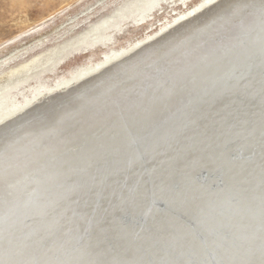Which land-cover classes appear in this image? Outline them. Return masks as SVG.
<instances>
[{
	"label": "bare ground",
	"instance_id": "obj_1",
	"mask_svg": "<svg viewBox=\"0 0 264 264\" xmlns=\"http://www.w3.org/2000/svg\"><path fill=\"white\" fill-rule=\"evenodd\" d=\"M163 1L185 6L188 0L126 3L56 63L57 50L0 75V264H65L57 254L93 230L81 246L85 264L98 257L100 264L120 261L116 252L126 246L132 252L175 243L183 250L186 235L194 240L187 222L193 213L206 214L213 193L198 183L199 191L185 190L188 175L192 184L203 169L217 174L221 160L210 153L229 144L226 133L264 122L261 0H203L140 43L103 52L95 68L81 69L45 93L32 86L33 97L14 104L20 103L14 91L69 55L109 47L123 21L146 24ZM253 128L245 130H258ZM240 169V179L250 183V169ZM220 190L216 198L230 189ZM156 199L176 207L171 212L179 218L163 213L149 227L123 226L118 212L132 207H142L131 212L134 218L160 214L152 205ZM119 228L113 248L99 244L104 230ZM223 228L219 239L227 235ZM226 252L233 264H264L239 242Z\"/></svg>",
	"mask_w": 264,
	"mask_h": 264
},
{
	"label": "water",
	"instance_id": "obj_2",
	"mask_svg": "<svg viewBox=\"0 0 264 264\" xmlns=\"http://www.w3.org/2000/svg\"><path fill=\"white\" fill-rule=\"evenodd\" d=\"M257 44L255 43V45ZM259 123L245 126V128L253 130L256 129L253 127H258V130L253 131L254 134L249 132V129L245 130V128L242 131L230 130L229 133H226V141H230L229 144H219L220 149L215 147L214 152L210 153L214 158L220 157L221 166L217 174L209 173L208 170L203 169L202 175L195 178V182L192 184L190 181L192 179L189 180V175L186 174L188 178L185 190L194 187L195 191H199L197 186L195 187V183H198L205 187L209 186L208 193H213H210L213 196L209 202V207L205 204V209H208L206 214L193 213V219L187 222L189 229L194 233L192 235L194 240L189 239L188 235L184 238L185 242L188 241L189 246L187 245L182 250L180 249L181 246H175V243L150 244L145 246V249L144 246L142 248L137 246L136 249L133 248L132 252L127 248L128 246H123L125 249L116 252L121 262L114 259L111 263L107 261L108 264H121L128 260H135L136 264H233L234 259L229 257L226 251L232 243L235 245L238 242L241 249H245L244 253L249 255L252 260L255 257L256 259H260L257 257H264L263 244L256 243L261 238L264 239V122L259 121ZM55 140H50L49 143L47 141L45 146L49 147ZM37 150L39 151V149H33L32 152ZM146 161L145 158H142L140 164L146 163ZM243 165L250 169V171L245 172L250 178V183L247 180L243 181L239 177V175H242L240 167ZM225 175L226 180L231 181V183L227 184L225 182ZM254 178H257V180ZM183 179V181L186 180L185 178ZM1 180L2 176H0V182ZM218 189H221L222 193H225L227 189L230 190L216 198L214 193ZM152 205L159 208L160 214L154 213L152 216H147L148 218H145V215L134 218L131 212L137 211L139 207L142 208L141 206L130 208L132 211L128 212V214L122 215V213L118 212L123 226L145 225L149 227V223L154 220L152 217H156L155 220H162L164 218V216H161L163 213H171V215L177 216L174 212H171L176 210V207H170L162 200L156 199ZM179 216L180 219L186 220L185 215L180 214ZM222 226L226 227L227 230L225 239H219V232L223 233L225 231ZM120 230L121 228L113 232L104 230V237H100L99 244L104 245V243H107L108 247L113 248V243H118V240L116 241L118 236L115 234H120ZM164 231L166 230L164 229ZM95 232L93 230L91 233L84 234L85 237L83 236L82 240L86 242L88 237H93L92 234ZM83 243L79 241L75 247L65 248L66 250H63L62 253L57 254L55 260H62L65 264H85L88 259L85 252H81ZM119 247L122 248L121 246ZM100 260L98 257L93 261L96 262L95 264H100ZM242 261L243 258L240 262Z\"/></svg>",
	"mask_w": 264,
	"mask_h": 264
},
{
	"label": "rangeland",
	"instance_id": "obj_3",
	"mask_svg": "<svg viewBox=\"0 0 264 264\" xmlns=\"http://www.w3.org/2000/svg\"><path fill=\"white\" fill-rule=\"evenodd\" d=\"M135 0H0V75L16 70L35 59L56 51L54 61L76 43L86 41L83 35L93 26L102 24L116 15L126 3ZM203 0H188L185 6L162 2L146 24L134 26L131 20L122 22L120 32L114 34L113 43L86 52L69 55L50 72L30 80L15 98L24 104L25 96L32 98L30 87L42 93L71 79L79 70H90L102 62L103 52H121L155 34L161 25L186 14ZM153 26V28H151ZM151 28V29H150ZM218 40H221L220 38ZM41 104V103H40Z\"/></svg>",
	"mask_w": 264,
	"mask_h": 264
},
{
	"label": "snow or ice",
	"instance_id": "obj_4",
	"mask_svg": "<svg viewBox=\"0 0 264 264\" xmlns=\"http://www.w3.org/2000/svg\"><path fill=\"white\" fill-rule=\"evenodd\" d=\"M260 7H261V11L264 12V0H261V5H260Z\"/></svg>",
	"mask_w": 264,
	"mask_h": 264
}]
</instances>
